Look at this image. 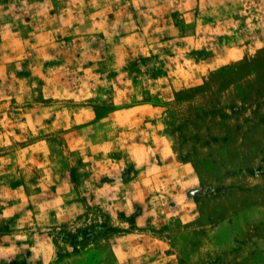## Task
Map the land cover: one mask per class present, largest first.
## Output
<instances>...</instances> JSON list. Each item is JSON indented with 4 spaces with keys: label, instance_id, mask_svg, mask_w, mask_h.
I'll use <instances>...</instances> for the list:
<instances>
[{
    "label": "rangeland",
    "instance_id": "obj_1",
    "mask_svg": "<svg viewBox=\"0 0 264 264\" xmlns=\"http://www.w3.org/2000/svg\"><path fill=\"white\" fill-rule=\"evenodd\" d=\"M0 264H264V0H0Z\"/></svg>",
    "mask_w": 264,
    "mask_h": 264
}]
</instances>
